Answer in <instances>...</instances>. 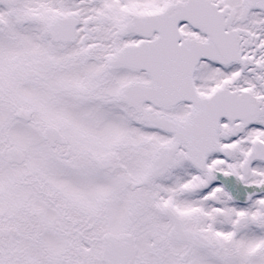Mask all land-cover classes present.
Masks as SVG:
<instances>
[{
  "label": "snow or ice",
  "instance_id": "obj_1",
  "mask_svg": "<svg viewBox=\"0 0 264 264\" xmlns=\"http://www.w3.org/2000/svg\"><path fill=\"white\" fill-rule=\"evenodd\" d=\"M0 264H264V0H0Z\"/></svg>",
  "mask_w": 264,
  "mask_h": 264
}]
</instances>
